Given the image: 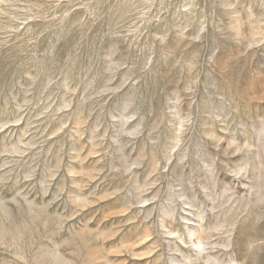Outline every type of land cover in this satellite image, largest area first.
I'll use <instances>...</instances> for the list:
<instances>
[{
	"label": "rangeland",
	"instance_id": "rangeland-1",
	"mask_svg": "<svg viewBox=\"0 0 264 264\" xmlns=\"http://www.w3.org/2000/svg\"><path fill=\"white\" fill-rule=\"evenodd\" d=\"M0 264H264V0H0Z\"/></svg>",
	"mask_w": 264,
	"mask_h": 264
}]
</instances>
